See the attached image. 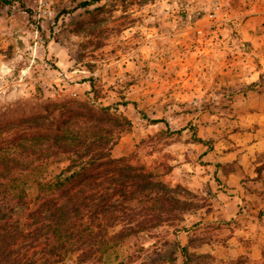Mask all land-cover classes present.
Returning a JSON list of instances; mask_svg holds the SVG:
<instances>
[{
    "label": "rangeland",
    "instance_id": "obj_1",
    "mask_svg": "<svg viewBox=\"0 0 264 264\" xmlns=\"http://www.w3.org/2000/svg\"><path fill=\"white\" fill-rule=\"evenodd\" d=\"M90 1L0 5V121L35 114L57 95L117 108L132 127L118 138L112 155L130 157L132 166L153 176L167 155L172 171L160 179L182 204L173 207L178 219L165 214L171 219L126 238L101 262L72 255L57 264H182L176 246L186 231L193 232L189 264H264V248L250 249L264 228L249 225L250 216L235 220L234 230L230 221L203 223L202 214L222 202L216 198L217 181L211 178V188L199 179L205 153L215 144L217 152L206 159L218 160L219 151L233 147L228 136L255 130V114L264 112V0H100L71 10ZM155 119L168 127L151 124ZM167 130L175 134L160 135ZM65 166L51 164L43 178L53 180ZM101 206L97 202L87 219L101 223ZM34 210L18 207L14 218L23 221ZM143 217L112 222L108 233L137 229ZM233 231L241 256L236 249L218 262L202 253L204 239H225ZM14 249L7 251L13 264H46L50 251L29 243ZM177 257L180 263L173 261Z\"/></svg>",
    "mask_w": 264,
    "mask_h": 264
},
{
    "label": "trees",
    "instance_id": "obj_2",
    "mask_svg": "<svg viewBox=\"0 0 264 264\" xmlns=\"http://www.w3.org/2000/svg\"><path fill=\"white\" fill-rule=\"evenodd\" d=\"M99 1L84 2L71 10ZM0 5L11 6L12 0H0ZM89 84L97 99L93 83ZM66 98L57 95L47 99L35 114L0 121V239H4L0 261L5 264H13L7 251L16 253L14 248L25 243L50 247L46 264L63 262L72 255L80 261L101 262L105 254L131 235L148 226L156 227L171 219L170 215L179 217L173 214V207L182 202L160 179L172 171L165 160L167 155L156 163L155 176L132 166L130 157L113 156L118 138L130 131L131 121L117 108ZM139 114L148 120L145 114ZM159 122L165 123L150 121ZM165 132L160 135L167 138L175 134ZM55 162H66V166L53 180L46 181L43 175ZM97 202L102 205L98 212L102 214L101 223L87 219ZM32 205L35 210L23 221L14 218L16 208L29 210ZM139 217L143 219L138 221L137 229L108 233L107 225L112 222ZM12 224L14 227L6 232V226ZM188 247L176 246L182 264L191 260ZM140 250L147 251L143 247ZM138 254L140 257L141 252ZM132 259L130 255L127 262Z\"/></svg>",
    "mask_w": 264,
    "mask_h": 264
},
{
    "label": "crops",
    "instance_id": "obj_3",
    "mask_svg": "<svg viewBox=\"0 0 264 264\" xmlns=\"http://www.w3.org/2000/svg\"><path fill=\"white\" fill-rule=\"evenodd\" d=\"M252 122L255 124V130L242 134L234 132L228 136L233 142L232 149L219 151V159L211 161L206 158L217 152L214 144L213 149L205 153L203 164L199 165V170L201 169L199 179L209 181L211 188V178L216 180L218 189H215L218 193L216 198L222 202L220 206L213 204L206 213L202 214L203 223L216 222L221 226L230 221L229 227L234 230L235 220L247 215L254 220L250 221L249 225L253 223L256 227L260 225L264 228V112L256 113ZM220 142L218 141L217 145ZM200 146L203 147V144ZM206 225L209 226L210 223ZM235 233L233 231L225 239L222 237L204 239L201 244L202 253L211 254L215 261L221 262L226 256L235 252L237 246L241 247V242L237 241ZM192 235L191 231L184 232L185 237L179 236V245L182 247L189 245V238ZM181 238H185V241L183 242ZM250 245L252 247L250 249L256 251L264 248V236L253 239ZM237 251L241 256L240 248ZM259 258L261 255L257 257ZM173 261L180 263L181 259L177 257Z\"/></svg>",
    "mask_w": 264,
    "mask_h": 264
},
{
    "label": "built area",
    "instance_id": "obj_4",
    "mask_svg": "<svg viewBox=\"0 0 264 264\" xmlns=\"http://www.w3.org/2000/svg\"><path fill=\"white\" fill-rule=\"evenodd\" d=\"M211 14H212V15H210V16H211V17H213V16H214V14H215V13H214V11H213Z\"/></svg>",
    "mask_w": 264,
    "mask_h": 264
}]
</instances>
